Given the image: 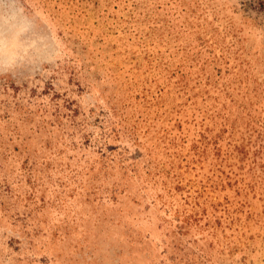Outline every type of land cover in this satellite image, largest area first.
I'll list each match as a JSON object with an SVG mask.
<instances>
[{
  "label": "rangeland",
  "instance_id": "obj_1",
  "mask_svg": "<svg viewBox=\"0 0 264 264\" xmlns=\"http://www.w3.org/2000/svg\"><path fill=\"white\" fill-rule=\"evenodd\" d=\"M0 264H264V0H0Z\"/></svg>",
  "mask_w": 264,
  "mask_h": 264
}]
</instances>
